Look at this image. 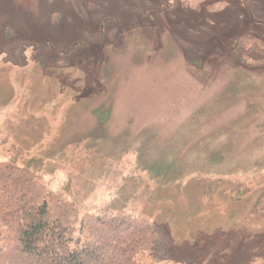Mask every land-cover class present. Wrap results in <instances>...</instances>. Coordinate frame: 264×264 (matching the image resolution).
<instances>
[{
	"label": "rangeland",
	"instance_id": "374dc122",
	"mask_svg": "<svg viewBox=\"0 0 264 264\" xmlns=\"http://www.w3.org/2000/svg\"><path fill=\"white\" fill-rule=\"evenodd\" d=\"M263 47L264 0H0V161L264 264Z\"/></svg>",
	"mask_w": 264,
	"mask_h": 264
},
{
	"label": "trees",
	"instance_id": "16d2710c",
	"mask_svg": "<svg viewBox=\"0 0 264 264\" xmlns=\"http://www.w3.org/2000/svg\"><path fill=\"white\" fill-rule=\"evenodd\" d=\"M65 189L30 164L0 161V264H174L154 221L116 206L85 212Z\"/></svg>",
	"mask_w": 264,
	"mask_h": 264
}]
</instances>
